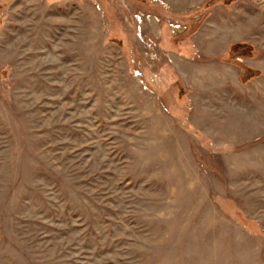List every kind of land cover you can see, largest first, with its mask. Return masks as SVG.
I'll list each match as a JSON object with an SVG mask.
<instances>
[{"label": "rangeland", "instance_id": "1", "mask_svg": "<svg viewBox=\"0 0 264 264\" xmlns=\"http://www.w3.org/2000/svg\"><path fill=\"white\" fill-rule=\"evenodd\" d=\"M0 264H264V0H0Z\"/></svg>", "mask_w": 264, "mask_h": 264}, {"label": "trees", "instance_id": "2", "mask_svg": "<svg viewBox=\"0 0 264 264\" xmlns=\"http://www.w3.org/2000/svg\"><path fill=\"white\" fill-rule=\"evenodd\" d=\"M242 45V43H234L231 45L230 51H232L233 54H236V52L238 53V50L242 47Z\"/></svg>", "mask_w": 264, "mask_h": 264}]
</instances>
